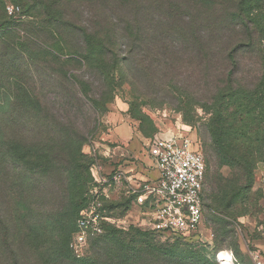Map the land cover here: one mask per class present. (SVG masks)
I'll return each instance as SVG.
<instances>
[{
	"label": "rangeland",
	"instance_id": "rangeland-1",
	"mask_svg": "<svg viewBox=\"0 0 264 264\" xmlns=\"http://www.w3.org/2000/svg\"><path fill=\"white\" fill-rule=\"evenodd\" d=\"M21 1L7 0L5 10L12 6L16 14L23 13L24 5L32 0ZM240 1L212 0L205 6L194 0H62L56 6L69 7L67 18L77 24L90 29H101L103 24L102 30L112 31L108 13L120 33L125 22L131 28L137 26L140 41L132 44L130 55L127 37L117 41L126 74L122 79L117 75L119 83L114 98L104 110L95 111L76 85L66 89L63 84L40 78L38 90L49 109L41 112L42 107L34 106L35 111L42 115L52 112L58 119L73 123L86 137L79 154L86 158L89 167L94 162L110 166V155L136 156L149 163L155 139L166 137L170 130L182 125L190 127L191 135L199 142L198 123L194 128L183 120L179 97L187 94L204 100L222 82L230 67L228 51L248 40L241 24L231 19L232 13L241 7ZM252 7L264 13V0L251 2L247 8ZM163 15L165 18H161ZM19 16L24 19L29 14ZM31 19L30 15L28 20ZM258 51H247L241 56L237 79L251 80L257 74L262 55ZM71 71L90 82L89 94L98 96L102 82L96 74L78 65ZM13 100L17 99L13 97L0 106V264L89 263L95 257L94 248L90 247L84 258L77 259L66 247L76 210L86 186L91 184L86 172L78 167L80 161L73 152V141L66 142L72 134L56 139L59 125L50 130L42 116L35 113L30 116ZM196 107L203 116L201 108ZM124 130L130 136L122 140ZM136 139L137 146L129 149L127 145ZM22 145L20 153L16 148ZM64 149L69 151L66 156ZM81 177L85 180L79 192ZM251 203L250 211L233 221L234 231L224 245L218 246L209 239L210 228L205 223L200 236L203 241L195 240L196 245L209 256L231 250L238 264H264L263 162L254 171ZM124 207L129 209L127 220L134 221L132 216L136 212L131 202L114 212L122 216ZM117 228L128 231L129 224Z\"/></svg>",
	"mask_w": 264,
	"mask_h": 264
},
{
	"label": "trees",
	"instance_id": "trees-1",
	"mask_svg": "<svg viewBox=\"0 0 264 264\" xmlns=\"http://www.w3.org/2000/svg\"><path fill=\"white\" fill-rule=\"evenodd\" d=\"M194 1L205 6L212 2ZM261 1L263 0H241V7L231 15V19L241 24L240 29L245 32L248 40L236 44L228 51L227 61L230 67L222 82L204 100L199 101L190 95L181 94L178 101L183 120L194 128L198 123V143L206 165L202 189L204 223L210 228L207 230L213 234L212 239L218 246L224 245L232 235L233 221L250 211L254 171L259 162L264 163V13L254 7L247 8L251 2L257 4ZM58 3L63 2L32 0L31 4L24 5L23 13L29 16L23 19L19 16L23 13L7 14V0H0V106L9 103L14 97L19 101L13 100L19 109L29 112L30 116L31 113L42 116L48 121L50 130L59 125L56 139L72 134L66 142L73 141V152L80 161L78 167L92 181L89 162L79 154L86 137L71 121H62L52 112L41 114L49 108L42 101L37 80L43 78L53 84L58 82L66 86V89L76 85L95 111L104 110L106 104L114 98V91L119 83L116 81L117 75L122 79L126 74L123 58L118 54L117 41L123 36L127 37L130 55L132 44L139 42L140 36L138 27L132 24L133 29L126 22L123 32H118V24L114 19L111 23L112 17L108 13L106 17L110 19L108 23L112 26V31L102 30L103 24L100 25L101 29L81 26L67 18L69 7L59 8L56 6ZM256 6L259 8L260 5ZM36 8L39 10H35ZM30 15L32 19L28 20ZM164 15L161 18H165ZM225 23L235 25L228 21ZM150 38L152 39V35ZM158 38L161 39V35ZM251 50H261L262 53L258 72L254 79L241 81L236 77L242 62L241 56L247 51L252 52ZM77 65L100 78L102 83L98 96L89 94L90 82L71 71ZM196 105L203 111V116L198 114ZM34 106L42 107L41 112H36ZM9 146L7 145V149H10ZM23 148L22 145L16 150L21 153ZM68 152L64 149L65 156ZM49 159L48 166L51 165ZM84 180L85 177H81L79 192ZM88 188L89 185L84 190L66 242L73 257L75 256L68 243L75 230L78 211L87 201ZM132 198L133 196L122 193L118 199L107 202L108 213L114 217L119 216L114 209L132 202ZM128 210L124 207V214L117 218H123ZM117 227L121 226L106 223L103 233L89 240L88 248L79 259L84 258L92 247L95 257L86 264H218L216 257L206 255L195 241L180 238H162V241L155 233L135 224H129L128 231ZM241 261L244 263L243 258Z\"/></svg>",
	"mask_w": 264,
	"mask_h": 264
},
{
	"label": "built area",
	"instance_id": "built-area-1",
	"mask_svg": "<svg viewBox=\"0 0 264 264\" xmlns=\"http://www.w3.org/2000/svg\"><path fill=\"white\" fill-rule=\"evenodd\" d=\"M7 10L11 14L14 7ZM150 152L157 173L154 178H137L115 167V162L111 168L99 162L90 166L92 181L87 201L78 211L68 243L75 257L84 255L89 240L102 234L106 223L135 224L163 239L203 241L200 236L204 227L202 189L206 165L191 128L182 125L170 130L166 137L155 139ZM122 193L133 196L131 203L136 213L132 222L127 220V214L117 218L108 213L106 203ZM207 235L213 238L210 231ZM216 259L219 264L237 263L231 250L218 251Z\"/></svg>",
	"mask_w": 264,
	"mask_h": 264
},
{
	"label": "crops",
	"instance_id": "crops-1",
	"mask_svg": "<svg viewBox=\"0 0 264 264\" xmlns=\"http://www.w3.org/2000/svg\"><path fill=\"white\" fill-rule=\"evenodd\" d=\"M130 136L127 132V130H124L122 134L120 135V139H127V137ZM137 139L135 141L130 142V145H127L129 149H133L137 146ZM110 155V153H108ZM149 157V155H148ZM111 165L109 168L112 167L114 164L115 167L117 166L118 169L130 172L134 176L140 179L145 178H154L156 177V170L153 167V160L152 158H149V163H146L143 160H139V157L136 156H128V157H119L110 155ZM112 162H115L112 164Z\"/></svg>",
	"mask_w": 264,
	"mask_h": 264
}]
</instances>
